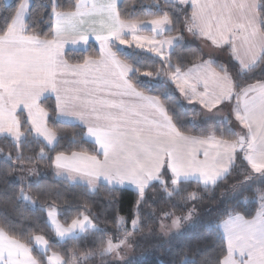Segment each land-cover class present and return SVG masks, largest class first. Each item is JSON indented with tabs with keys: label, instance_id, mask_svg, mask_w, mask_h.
I'll return each mask as SVG.
<instances>
[{
	"label": "snow or ice",
	"instance_id": "1",
	"mask_svg": "<svg viewBox=\"0 0 264 264\" xmlns=\"http://www.w3.org/2000/svg\"><path fill=\"white\" fill-rule=\"evenodd\" d=\"M145 11L153 18L136 17L120 0H47L39 9L32 0L0 2V138L16 149L15 156L0 160V168L7 175H34V165L47 162L58 180L90 194L105 189L136 195L131 228L117 214L115 239L97 227L90 212L76 209L77 216L65 226L53 204L41 206L47 213L44 227L59 243L108 235L93 249H74L70 259L51 251L44 235L0 217V264L123 260L122 251L144 230L141 208L148 204V193L180 199L159 224L161 233L179 234L193 221L201 192H213L237 170L245 179L229 195L247 202L245 193H251L260 207L251 219L224 209L221 223H209L224 244L215 264H264V0H164ZM45 20L47 34L37 31ZM185 33L227 52L230 64L202 54L193 55L190 67L180 58L174 64L176 50L186 47ZM92 40L99 44L95 57L85 55ZM66 45L74 47L66 50ZM121 45H134L157 60L126 56ZM171 85L188 105L206 110L197 113L204 115L199 124L195 117L184 122L187 117ZM50 95L62 127L49 124L44 105ZM67 128L79 130L69 137ZM62 140H68L66 150H58ZM31 143L40 145L39 152L25 155L22 146ZM88 143L91 149L82 146ZM17 179L23 185L26 177ZM191 185L199 191H189ZM3 202L36 207L23 186L18 193H5ZM180 264L196 261L185 257Z\"/></svg>",
	"mask_w": 264,
	"mask_h": 264
},
{
	"label": "trees",
	"instance_id": "2",
	"mask_svg": "<svg viewBox=\"0 0 264 264\" xmlns=\"http://www.w3.org/2000/svg\"><path fill=\"white\" fill-rule=\"evenodd\" d=\"M0 2H7L9 4L14 3V0H0ZM37 9L42 4H46L47 0H32ZM120 4L129 13L142 19H151L145 11L149 5H164V0H121ZM167 10V9H166ZM155 12V7L153 8ZM179 15V14H175ZM179 19L182 21L183 16L179 15ZM2 22V21H0ZM48 23L45 22L37 26V31L47 34L49 31ZM178 33L174 32L173 35ZM186 44V47L177 49L173 56V63L177 62V58L184 61L185 67H190L193 63V55L202 54V51L195 45ZM88 51L85 55L95 57L98 52V46L95 43L90 42L87 46ZM199 50V52H197ZM122 52L126 56H139L151 63L156 61L157 58L152 54L142 53L137 50H129V52ZM79 59V53L76 57ZM226 66L230 64V58L226 54ZM160 64L156 63L155 68L159 69ZM259 69H257L256 75L259 77ZM140 79L147 80L149 78L140 77ZM173 91L172 85L170 86ZM174 93V91H173ZM175 97L178 96L174 93ZM180 103V102H179ZM45 108L49 112V124L54 127H62L56 122L53 114L54 99L49 97L45 102ZM195 109V111H193ZM184 114L187 120H192L195 117V123L199 124L201 120V111L197 108H183ZM205 127H211L206 125ZM79 129L67 128L65 134L71 136L74 131ZM237 130H239L237 126ZM68 140H62L58 150H66L68 148ZM84 148L91 149V144L82 145ZM40 145L31 143L22 146V152L25 155H35L39 152ZM12 156L16 155V149L9 142L0 138V160L8 154ZM48 155L54 156V152H49ZM33 165H25V168L32 167ZM39 174V179L36 182H27L21 185L17 179L19 176H26L27 172L15 171L11 175H7L5 169L0 168V217L6 216L15 225L22 227L23 230L31 229L33 233L44 235L53 245L51 251L60 252L69 259L74 249L79 251H87L97 247L101 240H107L108 235H112L115 239L117 235V229L113 223L117 214L125 217L127 220V226L133 218L134 205L136 201V195L132 191H120L114 193H108L105 189H101L99 193L93 195L85 191L82 187H73L67 183H63L53 174V168L45 163H37L34 165ZM18 167V166H13ZM30 177L31 175L28 174ZM245 179L244 175L239 172H233L226 182L222 183L213 192L203 193L201 192L202 199L196 204V211L193 221L186 226L179 234H170L167 237H162L152 233L150 235H144L148 228L152 227L154 221L165 212L173 211V204H180V199L174 198L172 201L162 199L159 192L148 193V204L141 208L142 216L145 219L142 221L145 225L144 230L137 235V242L135 245V251L145 252L142 258L128 259L124 262H111L109 259L101 260V264H180L181 260L185 257L189 260H195L196 264H204V261H208L209 264H215V260L220 255L222 248L224 247L222 237L220 233L213 228L209 230V223L213 225L219 224L225 218L223 215L224 209L235 211L244 215L246 218H253L259 207L258 202L251 199V193H245L249 196L247 202L243 201V197L240 201H234L229 195V192L234 184H237ZM31 185V188L28 185ZM24 187L29 195L36 199L35 209L28 203L22 202L16 208L11 204H5L3 202V196L5 193L19 192L20 187ZM189 191H199L196 185H191L188 188ZM110 201H112L110 203ZM45 204H53L58 210V218L61 222L68 224L71 223V219L77 216L76 209H79L85 214L91 213L93 222L99 229H103L108 235L101 233L88 234L85 237L68 241L66 243H59L54 239L53 233L48 230L45 225L46 212L40 211L39 208ZM85 205L87 206L85 208ZM150 205V206H148ZM71 209V211H68ZM177 215H183V212L177 211ZM50 251V252H51Z\"/></svg>",
	"mask_w": 264,
	"mask_h": 264
},
{
	"label": "rangeland",
	"instance_id": "3",
	"mask_svg": "<svg viewBox=\"0 0 264 264\" xmlns=\"http://www.w3.org/2000/svg\"><path fill=\"white\" fill-rule=\"evenodd\" d=\"M121 1V0H120ZM126 52H129V50H126ZM226 62V61H225ZM202 121V119L200 120V122ZM37 170V169H36ZM26 180H25V183L27 182H36L38 179H39V174L38 172L36 171V174L34 175H31L30 177L28 176V173H26ZM27 203V202H25ZM31 207H33L31 204H29ZM258 206H259V203H258ZM195 216V215H194ZM163 218V214H161V216H159L156 221H154L152 227L148 228V231L144 234V235H150L152 234L153 232L156 233V235H159V236H162V237H167L169 236L170 234H174L176 233V230H173L172 233H169L167 235L161 233L160 231V228H159V224H160V220ZM59 219V218H58ZM46 220H47V213H46ZM169 223H171V221L169 220L168 221ZM63 223V222H61ZM191 223V222H190ZM190 223H186L182 229H180V232L186 227L188 226ZM65 224V223H63ZM70 224V223H68ZM68 224H65V226H67ZM129 228H131V221L129 223ZM53 236H54V239L58 241V238L55 237L54 233H53ZM137 236L136 235L133 239V244H132V247L131 248H126L122 251L121 255L123 256V260H118V259H114L112 257H106L104 259H109L111 262H124L128 259H133V258H142L145 254V252H137L135 251V245H136V242H137ZM49 255H51V252L48 253ZM72 257V255H70L69 259ZM77 264H83L82 261L78 260ZM91 264H101V258L99 257H96L94 258L92 261H91Z\"/></svg>",
	"mask_w": 264,
	"mask_h": 264
},
{
	"label": "crops",
	"instance_id": "4",
	"mask_svg": "<svg viewBox=\"0 0 264 264\" xmlns=\"http://www.w3.org/2000/svg\"><path fill=\"white\" fill-rule=\"evenodd\" d=\"M148 27L150 28L151 26L149 25ZM145 34L147 35V34H149V33H145ZM184 35H185V37H186V41H185V42H186L187 44L197 46V47L202 51V53L205 55V59H207L209 56H213V57H215V59H216L218 62H221V63H223L224 65H226V64H225V61H226V54L228 55L227 52H224V51H221V50H217V49H213V48L206 47V46H204L199 40H195V39H193V38H192L190 35H188L187 33H185ZM90 42L95 43V44L98 46V49H99V44H98V43H96L94 40H92V41H90ZM65 47H66V50H67V49L72 48V47H74V46L66 45ZM120 48H121V50H123V51H126V50H132V49H133V50H137V51H140V52H141V50H139V49H135V46H134V45H133L132 48H127L126 46L121 45ZM143 53H146V52H143ZM147 54H149V53H147ZM152 55H153V54H152ZM228 56H229V55H228ZM172 87H173V91H174V93L178 96V98H179V102H180V104L182 105L183 108H197V109H199V110L201 111V113H204V112L206 111V110L201 109L199 105H188L187 102L183 99V97H181V96L179 95V92H178V90L175 89V86L172 85ZM49 97H52V98L54 99V96H51V95H50ZM233 103H234V102H233ZM230 107H231V106H229V108H226V109H225V113H227L228 111H230ZM201 119H202V120L204 119V115H201ZM101 158H102V157H101ZM53 174H54V176L56 177V175H55V169H54V168H53ZM56 178H57V177H56Z\"/></svg>",
	"mask_w": 264,
	"mask_h": 264
}]
</instances>
